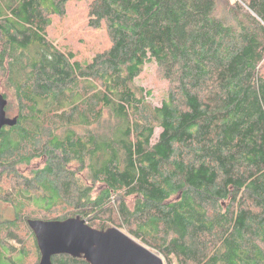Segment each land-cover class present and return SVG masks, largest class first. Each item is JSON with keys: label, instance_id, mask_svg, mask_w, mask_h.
<instances>
[{"label": "trees", "instance_id": "trees-1", "mask_svg": "<svg viewBox=\"0 0 264 264\" xmlns=\"http://www.w3.org/2000/svg\"><path fill=\"white\" fill-rule=\"evenodd\" d=\"M72 1L0 10L8 264L39 263L32 218L116 227L167 264H264V0H85L109 41L88 58L50 34ZM147 63L168 82L159 106L135 84Z\"/></svg>", "mask_w": 264, "mask_h": 264}, {"label": "water", "instance_id": "water-1", "mask_svg": "<svg viewBox=\"0 0 264 264\" xmlns=\"http://www.w3.org/2000/svg\"><path fill=\"white\" fill-rule=\"evenodd\" d=\"M6 104L7 99L0 93V130L17 122L15 116L7 115ZM28 224L41 252L38 264H51V257L60 253L82 254L91 264H164L157 252L116 227L99 230L80 218H32Z\"/></svg>", "mask_w": 264, "mask_h": 264}, {"label": "rangeland", "instance_id": "rangeland-1", "mask_svg": "<svg viewBox=\"0 0 264 264\" xmlns=\"http://www.w3.org/2000/svg\"><path fill=\"white\" fill-rule=\"evenodd\" d=\"M0 10L5 14L7 12V0H0ZM7 15V14H6ZM87 19V2L85 0H74L68 4L67 13L59 20H54L50 27V34L55 35L58 39L55 42H67L69 41L72 45L76 55L84 58L91 57L96 51L105 48L109 41L107 35L103 30L94 29L88 27L86 24ZM135 84L143 87L145 90H150L151 94L147 97V100L153 104L159 106L162 99L167 94L168 82L164 79L154 63H147L142 69L140 75L136 78ZM11 109L7 112L9 116L16 114L15 103H12ZM161 136V128L156 127L152 137V142H157ZM41 159H36L35 164L38 166L41 163ZM131 200V199H130ZM0 210L3 211L4 218H12L13 213L10 204L0 201ZM127 233L134 240L145 245L140 239L134 238L132 234ZM12 244L19 247L18 243L11 241ZM146 247H149L145 245ZM150 248V247H149ZM157 252L156 250L150 248ZM3 252V253H2ZM158 253V252H157ZM159 254V253H158ZM160 255V254H159ZM161 256V255H160ZM7 251L1 250L0 253V264H8L10 261L7 258ZM162 257V256H161ZM163 258L164 264L166 260ZM12 260L16 264H24L18 255L12 257Z\"/></svg>", "mask_w": 264, "mask_h": 264}, {"label": "bare ground", "instance_id": "bare-ground-1", "mask_svg": "<svg viewBox=\"0 0 264 264\" xmlns=\"http://www.w3.org/2000/svg\"><path fill=\"white\" fill-rule=\"evenodd\" d=\"M127 234V233H126Z\"/></svg>", "mask_w": 264, "mask_h": 264}]
</instances>
